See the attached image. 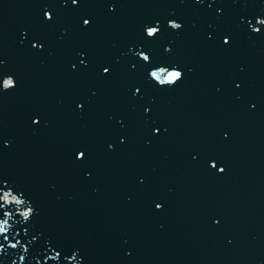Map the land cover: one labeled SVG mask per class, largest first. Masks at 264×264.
<instances>
[{
	"label": "water",
	"instance_id": "1",
	"mask_svg": "<svg viewBox=\"0 0 264 264\" xmlns=\"http://www.w3.org/2000/svg\"><path fill=\"white\" fill-rule=\"evenodd\" d=\"M116 5L109 12L105 0H0V58L17 78L0 95V137L9 141L0 175L31 197L27 239L38 234L32 245L17 237L29 248L19 264H56L44 259L48 238L77 251L76 264H264V33L236 26L241 15L264 13V0ZM47 9L51 24L41 22ZM89 17L85 30L81 18ZM172 17L180 30L142 38L147 21ZM226 29L228 48L206 38ZM36 34L43 51L31 49ZM138 46L181 65L184 78L167 89L147 82ZM101 65L112 66L108 77ZM34 113L42 114L38 126ZM81 146L87 158L77 161ZM209 157L223 174L207 167ZM22 254L6 249L0 264ZM60 264L73 262L62 255Z\"/></svg>",
	"mask_w": 264,
	"mask_h": 264
},
{
	"label": "snow or ice",
	"instance_id": "2",
	"mask_svg": "<svg viewBox=\"0 0 264 264\" xmlns=\"http://www.w3.org/2000/svg\"><path fill=\"white\" fill-rule=\"evenodd\" d=\"M62 3L68 2V0H61ZM198 4H203L205 0H195ZM215 2V0H213ZM107 9L112 12L116 8V0H105ZM72 6H79V0H70ZM209 8L212 7V3H209ZM215 11L220 13L222 11L221 7H216ZM55 19V15L51 9L42 10V23L51 24ZM81 27L85 30L91 27L90 17L81 18ZM238 28L247 32L249 35L259 36L264 33V13L260 14H250L241 15L238 18L237 25ZM183 27L182 22L178 21L177 18H166L161 20L160 18H154L147 21L142 25L141 36L143 39L155 40L162 31L171 29L178 31ZM26 31V30H25ZM233 32L229 29L224 30L218 36L209 34L206 38L209 40H216L220 46L228 48L231 46ZM31 49L36 51H43L45 47V42L41 35L36 34L31 37L30 40ZM165 52H170L171 48L165 46ZM147 49L140 50L137 47L135 56L137 57V63L142 64L145 73V80L149 83L154 82L156 86L162 88H172L175 87L184 78V68L178 63H168L152 58ZM79 59V65L82 68H87L88 59L87 53L85 51H79L77 53ZM5 64L4 59L0 58V95L7 94L17 87V78L14 73L5 71L3 66ZM111 65L103 66L99 68V73L101 76L108 77L111 73ZM76 65H72V69L75 70ZM238 88L239 85H236ZM133 95H136L143 88V84L136 86L133 85ZM94 94V93H93ZM77 109L82 110L84 106L83 101H78L75 104ZM144 113L149 112V108L145 107L143 109ZM42 122V114L34 113L30 116V123L33 126H38ZM119 123V121H118ZM160 126L154 125L151 127V132L153 134L158 133ZM224 138H227V133L224 134ZM119 142L123 144L125 142V137L120 136ZM9 141L0 137V149L6 148ZM107 148L112 150L114 145L112 143L107 144ZM88 152L87 147L81 146L74 149L75 159L77 161L85 160L87 158L86 154ZM207 167L214 170L216 173L223 174L225 168L220 166L218 163V157H209L206 161ZM87 175V173H86ZM155 208L157 210L162 209L161 203H156ZM36 215V208L31 200V197L27 195L26 190L18 187L14 182L10 181L6 176L0 175V253H4L6 249H17L22 251V255L18 256L16 260H12L11 264H19L21 261H26L28 258L29 248L21 243V239L18 236L26 240L28 245H32L37 241L38 234L32 235L31 239H27L29 230L32 226L33 217ZM14 216L19 217V221L13 219V223H9V220ZM213 223H218L214 220ZM17 224L20 225V229L17 230ZM27 225V227H25ZM11 236V239H10ZM15 241V242H13ZM47 245V251L51 252V255H45L44 259L46 261L56 262L60 264V258L63 255L65 259L71 260L73 264H76L77 260L74 257L77 256V251L72 249H66L64 246L51 240L50 238L45 240ZM55 249H59L58 251ZM39 264V262H37Z\"/></svg>",
	"mask_w": 264,
	"mask_h": 264
}]
</instances>
